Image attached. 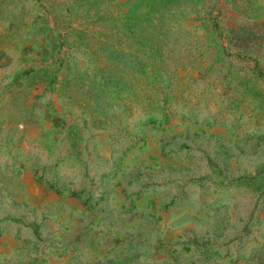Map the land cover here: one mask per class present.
<instances>
[{"label":"rangeland","instance_id":"1","mask_svg":"<svg viewBox=\"0 0 264 264\" xmlns=\"http://www.w3.org/2000/svg\"><path fill=\"white\" fill-rule=\"evenodd\" d=\"M0 264H264V0H0Z\"/></svg>","mask_w":264,"mask_h":264}]
</instances>
